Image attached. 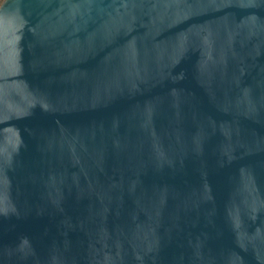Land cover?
<instances>
[{
	"label": "water",
	"instance_id": "95a60500",
	"mask_svg": "<svg viewBox=\"0 0 264 264\" xmlns=\"http://www.w3.org/2000/svg\"><path fill=\"white\" fill-rule=\"evenodd\" d=\"M0 264H264V0H3Z\"/></svg>",
	"mask_w": 264,
	"mask_h": 264
},
{
	"label": "trees",
	"instance_id": "16d2710c",
	"mask_svg": "<svg viewBox=\"0 0 264 264\" xmlns=\"http://www.w3.org/2000/svg\"><path fill=\"white\" fill-rule=\"evenodd\" d=\"M2 1H3V0H0V4H1Z\"/></svg>",
	"mask_w": 264,
	"mask_h": 264
}]
</instances>
